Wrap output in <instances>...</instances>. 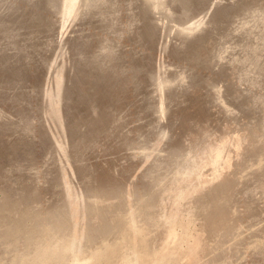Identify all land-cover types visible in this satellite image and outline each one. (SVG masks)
Here are the masks:
<instances>
[{
    "label": "bare ground",
    "instance_id": "1",
    "mask_svg": "<svg viewBox=\"0 0 264 264\" xmlns=\"http://www.w3.org/2000/svg\"><path fill=\"white\" fill-rule=\"evenodd\" d=\"M102 1L103 3H100V5H103V8L105 6L112 8L113 5L114 7L118 5L114 0ZM169 1L172 4L180 2V0ZM24 2V4H21L23 21L19 19L23 24L28 21V18L39 22L40 18L45 17V21H43L46 23L45 30L48 33L55 30L51 22L53 18H51L52 9L48 6L49 4L40 5L38 0H26ZM83 2L85 4L86 0ZM63 3L64 20L60 24L62 28L68 24L70 19L73 18L75 20L78 15L81 21L84 22L86 19L90 21L97 14L96 8H94L96 12H90L89 6L91 5H82L80 0H63ZM96 3L92 5L98 6ZM142 3L144 4V2ZM142 3L140 5L141 14L144 13ZM100 5L98 7H101ZM50 6H53V4ZM84 6H86L85 9H83ZM154 6L158 9L165 7L162 1H157ZM103 8L100 10L102 11ZM259 12L263 13L264 11ZM106 13H103L102 21L106 18ZM113 13L115 14L116 12L113 11ZM111 19L109 21H112L114 17ZM203 21L204 18L196 20L184 27V30L179 29V31L190 35V32L201 25ZM83 22L80 23L82 24ZM151 23L152 21L147 16L139 26L137 25L135 32L132 28L129 29L126 26L122 30L123 34L129 33V35L138 39L141 37L146 42L142 53L137 55L125 53V51L117 55L115 52L113 53V50L106 43L107 39L97 36L92 37L85 30H82L83 32L79 34L74 33L76 35L70 37L67 41L68 64L64 63L57 69L58 71L53 78L54 85L50 87L51 85L49 84V87L46 86L42 90L43 110L47 117V123L49 120L53 122L56 126L57 134L53 133L48 125H45L47 129L45 128L41 135L42 139H49L55 151L65 156L67 160L65 162H68L67 165L59 164L58 177L63 186L64 197L70 203V208L67 206L65 210H60V206L56 203H44L40 193L37 192V185H35V189L26 188L19 192H11L8 187L0 185V264H116L120 262L124 264L126 259L138 260L142 258L151 261L161 257L173 258L176 256H179V259L183 261L186 259L187 263L191 264L193 261H198L205 257L204 255L209 253L213 247L220 245L223 241L222 239H220L222 241L217 239L220 236H218L220 231L224 230L231 233L235 227L234 222L237 219L244 216L254 218L256 217L254 215L259 213L256 196L252 194L249 196L237 195L238 187L245 185V183L247 184V181L251 179L259 180V187L264 193V135H258L260 136L258 137L253 131V133H249L246 130L243 133H236L231 136L224 135L217 139H211L213 137L209 136L205 137L202 142L198 141L199 137L197 134L191 135V137L182 142L177 138L174 149H172L173 152L170 153L171 157L165 158V156L162 157L161 152L157 153V159L153 160L156 168L150 169L149 172L141 176H134L136 179L131 177V172L135 166V158L129 161L127 165L117 167L110 162L104 165L83 163L84 150L81 148V152H79L80 147H83L84 141L89 139L90 142L86 148H99L100 141L98 142L97 136L100 134L101 129L106 124H109L110 118L112 123L109 129L114 134L119 133L120 141L124 145L129 142L128 135L120 133V128L123 125V120H121L123 118L121 112L123 111L120 107V101L125 98L123 93L132 82L136 80L146 81L145 76L148 71H152L153 67H155V64L151 63V56L157 26L151 25ZM82 28L84 29V27ZM96 28L98 29V27ZM102 34L104 33L102 32ZM13 36L15 35L13 34ZM94 45L96 46L95 49L99 48L101 50V57L97 58L94 57L96 55H93L92 59L90 52ZM179 48L182 47L180 46ZM257 48L251 49V57L247 56L246 60H253L251 62L255 64L259 62V49ZM81 49L86 52L84 51V56L79 57L78 54ZM80 53L83 54V52ZM175 55L177 56L178 54L176 53ZM202 55L197 54V56L192 55L189 57L194 63L193 66L196 67L197 72L200 73V68L204 67V65L208 66L209 61L204 54ZM106 59L110 62L107 65H105ZM4 62L6 63V68H3L4 73L1 72V74H5L6 79L4 80L8 81L6 83L7 86H4L5 89L9 87L16 88L28 79L27 75H30V72L27 71L28 66L26 67V64L30 62H23L24 65H20L17 61H11L7 58ZM92 64L97 68H93ZM3 66L5 67V65ZM17 73H22L23 75L20 77L25 79L22 80L21 78L19 80L20 77ZM93 73L96 76L97 74L101 76V88H93L95 83L88 81L86 84L89 89L87 91L84 89V92L81 87V76L89 77ZM187 77L190 78L189 76ZM194 80L196 81V78ZM173 81L159 79V84L162 88L172 87L171 89L177 98L175 100L178 101L181 97L176 92L177 87L173 86L175 85ZM119 85L120 87L117 91L115 87ZM97 90L100 91L95 93ZM4 93L5 95L2 93V100L8 101L12 106H16L20 95ZM201 95L196 96V110L188 114L183 125L180 124L178 114L172 118L171 125L174 124L179 129L185 128L188 131L194 125L200 126L202 120H205L206 117L212 116L215 113L214 109L204 106L207 96L204 92ZM164 99L168 100L167 97L162 96V101ZM164 105V102L160 103L162 115L165 113ZM221 107L223 106L221 105ZM18 110L15 111L18 114L20 113V115L21 113L24 115V109ZM224 111H226V108ZM226 112L231 111L227 109ZM4 116L7 115H4L2 107H0V133H3V135L13 123L10 120H8V124L6 121L2 122ZM158 120L157 127L161 128L165 125L160 119ZM33 130V126L25 128V131L15 138L20 144H17L16 148L27 145L28 150L32 149V146H34V139L31 138ZM165 130H167V127ZM207 133L205 132V134ZM65 135L71 140V150L76 152L74 155L71 154L66 145L67 142L64 141ZM0 138L2 137L0 136ZM1 142L4 144L3 140ZM4 142L12 146L11 140L5 139ZM181 148H184L185 153L180 152L184 153L183 156L181 158L177 156L178 158H176V151ZM249 152L258 154L259 158L254 159V163L248 166L250 167L249 171L244 176L237 177V173L242 169L244 170L246 156ZM173 161L177 163V167H175V170L172 169L173 175L166 182V177H164L166 173L162 171L167 169L170 166L169 163ZM36 169L38 168L36 167ZM39 171H42V169ZM73 172H77L82 176V180L85 182L80 192L74 191L71 187ZM128 178H131L132 181ZM140 178H142L141 181ZM132 182L137 185V195L142 196L143 192H146L144 193L145 196H142L143 205L140 204L141 210L133 207L130 199L131 193L125 189L132 188ZM49 185L51 186V184ZM51 187L54 188V186ZM87 194H89L88 197L86 196ZM155 195L156 198H153ZM83 200L86 204V216L85 211L82 209ZM87 201H89V204H87ZM87 206L91 208V211H87ZM54 211H56V214L52 213ZM154 212L156 214L152 215ZM141 214L150 215L149 221H141L138 218ZM112 232L118 234L114 241L106 238ZM93 238L100 239V243L88 245L86 240L89 242Z\"/></svg>",
    "mask_w": 264,
    "mask_h": 264
},
{
    "label": "rangeland",
    "instance_id": "2",
    "mask_svg": "<svg viewBox=\"0 0 264 264\" xmlns=\"http://www.w3.org/2000/svg\"><path fill=\"white\" fill-rule=\"evenodd\" d=\"M24 1L26 0H0V107H2L4 115H7L3 117L4 120L2 119V122L6 121L7 124L8 120L13 122L10 128L4 132V135L0 133L2 137L0 138V185L8 187L11 192H19L26 188L35 189V185H37V192L40 193L44 203H56L60 206V210H65L67 206L70 208V203L64 197L62 191L63 186L58 177L59 164L67 165L68 162H65L67 161L65 156L55 151L50 140L47 138L42 139L41 135L46 128L45 125H48L51 131L57 134L56 126L53 122L49 120V124L47 123V117L43 110L42 90L46 86L49 87L51 85L50 87H52L54 85L53 78L58 71L57 69L64 63L68 64L69 61V56H67V41L70 37L82 33V30H85L92 37L97 36L107 39L106 43L113 50V53L115 52L117 55L124 51L125 53L137 55L142 53L146 42L141 37L138 39L134 38V36L132 37L129 33L126 35L123 34V28L126 26L129 29L132 28L135 32L137 25L139 26L147 16L152 21L151 25L157 26L151 56V63L153 65L155 64V67H153L154 69L152 71H148L145 76L146 81H137L136 78V81L132 82L129 88L123 93L125 98L120 101V107L123 111L121 112L123 125L120 128V133L128 135L129 142L124 145L120 141L119 133L114 134L109 129L112 123V119L110 118L109 124H106L97 136L98 142L100 141L99 148H86L90 142L89 139H86L82 144L84 146L80 147L79 152H81V148L84 150L83 163L104 165L110 162L117 167L127 165L129 161L135 158V166L131 172V177L136 179L134 176H141L149 172L150 169L156 168L153 160L157 159V153L161 152L162 157L165 156V158L171 157L170 153L173 152L172 149H174L177 138L182 142L191 137V135L197 134L199 137L198 141L202 142L205 137L210 136L213 137L211 139H217L224 135L231 136L236 133H243L246 130L249 133L255 132L257 136L264 135V37H262L264 35V12H259L264 11V0H180L178 4H172L169 0H114L119 5V7L116 5V8L114 5L112 8H108L107 6L103 8V5H100V3H103L102 0H90V2L86 0V6L91 5L89 6L90 12L97 11V14L90 21L86 19L84 22L81 21L78 15V18L76 17L75 20L73 18L70 19L68 24L63 28L60 25L62 20H64L63 0H38L40 5L49 4L48 6L52 9L51 18L53 19H51V22L55 30L51 31V33L45 30L46 23L43 22L45 21V17L40 18L39 22L32 21L28 17V21L30 22L27 21V24L21 22L23 21L21 4H24ZM83 1L80 0V4L83 5ZM157 1H162L165 7H160L159 9L156 6L153 7ZM93 3L101 7L97 5L95 7ZM141 3L143 4L145 14H141ZM52 4L53 6H50ZM97 7L99 10L103 8L104 11H99ZM94 8H96V11H94ZM113 11L116 13L114 14ZM104 12L106 13V18L102 21ZM110 18L113 20L111 19L112 21H109ZM202 18H204L203 23L194 28L190 32V35L183 34L179 31V29L184 30V27ZM105 20L106 22H104ZM107 21L109 22L107 23ZM80 22L83 23L81 24ZM79 27L80 29L84 27V29L82 28L80 31ZM179 45L182 48H179ZM254 47L259 49L260 60L257 64L251 62L253 60L250 58L251 61L246 60L247 56L251 57L250 51ZM95 48L96 46L94 45L90 52L92 59L93 55H96L94 57L97 58L101 57V50ZM84 51L83 49L79 51V57L84 56L86 52ZM80 52H83V54ZM176 53L178 54L177 56L175 55ZM197 54L200 56L204 54L209 60L208 66L204 65V67L200 68L201 73L197 72L196 67L193 66L194 63L189 59L190 56H197ZM19 57L21 60H19ZM6 58L17 62L19 60L18 63L20 65H24L23 62H30L26 64V67L28 66L27 71L30 72V75H27L28 79L16 88L9 87L5 89L4 87L7 86L6 83L8 81L4 80L6 76L5 74H1V72L4 73L3 68H6V63L4 62ZM22 60L24 61L22 62ZM108 63L110 62L106 59L105 65ZM92 65L93 68H97L94 64ZM22 75L20 73L19 77ZM91 75L89 77L85 75L81 76V87L84 92L89 89V86L86 84L88 81L93 84L95 83L93 88H101V76H98V74L96 76L95 73ZM21 78L22 80L25 79L24 77H20L19 80ZM194 78H196V81ZM159 79L163 81L174 80V83H172L175 85H172L177 87L176 92L180 95L179 97L181 99L176 101V95L172 91V87L162 88L159 84ZM119 87L120 85L115 87L117 91ZM99 91L97 90L95 93ZM4 92L20 95L16 106H12L8 101L2 100V93L5 95ZM203 92L207 96L204 106L214 109L215 113L208 118L206 117L205 120H202V126L194 125L188 131L185 128L179 129L174 124L171 125V120L176 114L179 115L180 124L183 125L188 114L196 110V96H202L201 93ZM162 96L167 97L168 100L166 101L164 99L162 101ZM161 102L165 103L164 115L160 112ZM225 108L226 111L229 109L231 112L224 111ZM17 109L20 111L24 109V115L22 113L21 115L20 113L18 114L15 111ZM158 119L162 123H165L161 128L157 127ZM30 126L34 128L33 135H31V138L34 139V146H32L31 150H28L27 145L18 147L20 149L16 148L20 144L15 138L19 137L25 131V128ZM166 127L167 130H165ZM205 132L208 133L205 134ZM258 132L261 133L258 134ZM65 138L66 145L71 154L74 155L76 152L71 150L70 138L66 135ZM5 139L11 140L12 146L4 142ZM1 140H3L4 144H2ZM180 152L185 153L184 148L176 151V158H178L177 156L179 158L183 156L184 153ZM248 154L246 156L247 159L245 158L244 170H240L237 173V177L244 176L249 171L250 167L248 166H251L259 158L258 154L254 152H249ZM250 157L251 161L249 160ZM173 163L174 161L170 162V168L168 167L162 171L166 173V176H164L166 177V182L172 177V172L177 167V163ZM41 169L42 171H39ZM142 178H140V181ZM71 179L72 189L80 192L81 188L85 185L82 176L77 172H73ZM128 179L132 181L131 178ZM49 184L54 186V188ZM132 184V188L125 189L131 193L130 199L133 207L141 210L140 207L143 205L142 196H145L144 193L146 192H143L142 196L137 195V185L133 182ZM259 186V180L251 179L247 181V184L240 185L237 191L238 196H249L251 194L256 196L259 207V213L254 215L256 217L248 218V216H244L237 219L234 222L235 227L231 233L224 230L222 232L220 231L221 233H218L220 238L217 236V239L223 240H220L222 241L220 245L213 247L209 253L204 255L205 257H202L198 261H193L191 264H264V193H262L261 187ZM88 195L86 196L88 197ZM153 198H156V195ZM87 204H89V201H87ZM85 205V201L83 200L82 209L84 211ZM87 211H91L89 206H87ZM52 213L56 214V211ZM155 214L156 212L152 215ZM149 217L150 215L146 214L138 216L141 221L145 222L149 221ZM225 232L227 233L225 234ZM117 236V233L112 232L106 238L114 241ZM100 241L98 238H93L89 242L86 240V243L91 245L98 244ZM179 258V256L173 258L161 257L151 261L142 258L138 260L126 259L124 264H189L186 259L183 261Z\"/></svg>",
    "mask_w": 264,
    "mask_h": 264
}]
</instances>
